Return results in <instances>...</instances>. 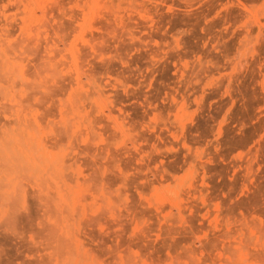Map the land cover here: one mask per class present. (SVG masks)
<instances>
[{"label":"rangeland","instance_id":"rangeland-1","mask_svg":"<svg viewBox=\"0 0 264 264\" xmlns=\"http://www.w3.org/2000/svg\"><path fill=\"white\" fill-rule=\"evenodd\" d=\"M0 264H264V0H0Z\"/></svg>","mask_w":264,"mask_h":264}]
</instances>
